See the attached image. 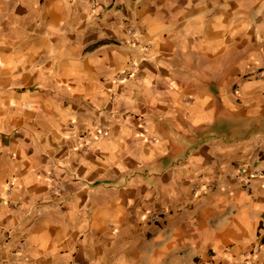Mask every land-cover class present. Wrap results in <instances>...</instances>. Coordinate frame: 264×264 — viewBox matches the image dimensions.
Wrapping results in <instances>:
<instances>
[{
    "label": "crops",
    "instance_id": "0c3cea01",
    "mask_svg": "<svg viewBox=\"0 0 264 264\" xmlns=\"http://www.w3.org/2000/svg\"><path fill=\"white\" fill-rule=\"evenodd\" d=\"M263 65L264 0H0V264H264Z\"/></svg>",
    "mask_w": 264,
    "mask_h": 264
},
{
    "label": "built area",
    "instance_id": "2783aa9c",
    "mask_svg": "<svg viewBox=\"0 0 264 264\" xmlns=\"http://www.w3.org/2000/svg\"><path fill=\"white\" fill-rule=\"evenodd\" d=\"M94 6V5H93ZM125 32L127 34V39L125 41L126 44H130V45H135L138 42L139 39V29L137 28V26L133 23H129L126 28H125ZM150 42H146L144 44L145 48L150 46ZM254 75L258 78H262L264 77V65L259 68L256 72H254ZM107 134V131L104 129H93V130H87L86 132H84V136H93V138H99L101 136H105ZM251 176H261V173L259 171H254L252 172ZM216 182H209V183H204V190H208V189H212L216 187ZM166 213V210L164 208H158V209H154L151 210V212L148 215V220L150 222H157L159 220L162 219L163 215ZM231 264H251L250 261L248 259H246V261H243L241 263L239 262H231Z\"/></svg>",
    "mask_w": 264,
    "mask_h": 264
}]
</instances>
